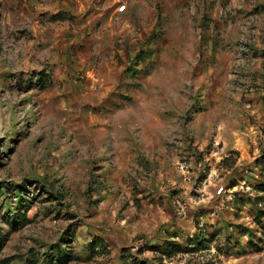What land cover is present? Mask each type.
<instances>
[{
  "label": "rangeland",
  "instance_id": "1",
  "mask_svg": "<svg viewBox=\"0 0 264 264\" xmlns=\"http://www.w3.org/2000/svg\"><path fill=\"white\" fill-rule=\"evenodd\" d=\"M263 187L264 0H0V264H264Z\"/></svg>",
  "mask_w": 264,
  "mask_h": 264
},
{
  "label": "trees",
  "instance_id": "2",
  "mask_svg": "<svg viewBox=\"0 0 264 264\" xmlns=\"http://www.w3.org/2000/svg\"><path fill=\"white\" fill-rule=\"evenodd\" d=\"M262 190L264 191V187L262 188ZM6 241V237L3 236L1 233H0V251L2 250L3 246H4V243ZM204 241V240H203ZM174 252L172 251L171 254H173ZM126 264V263H124Z\"/></svg>",
  "mask_w": 264,
  "mask_h": 264
},
{
  "label": "built area",
  "instance_id": "3",
  "mask_svg": "<svg viewBox=\"0 0 264 264\" xmlns=\"http://www.w3.org/2000/svg\"><path fill=\"white\" fill-rule=\"evenodd\" d=\"M126 8H127L126 5H125V4H122V5H120L119 8H118V12H119V13H122V12H124V11L126 10Z\"/></svg>",
  "mask_w": 264,
  "mask_h": 264
},
{
  "label": "crops",
  "instance_id": "4",
  "mask_svg": "<svg viewBox=\"0 0 264 264\" xmlns=\"http://www.w3.org/2000/svg\"><path fill=\"white\" fill-rule=\"evenodd\" d=\"M123 4H124V3H123ZM121 5H122V4H121ZM125 5H126V4H125ZM119 6H120V5H119ZM126 7H127V6H126ZM118 8H119V7H118ZM118 8H117V11H118ZM126 10H127V8H126ZM126 10H125V11H126ZM125 11H124V12H125ZM122 13H123V12H122Z\"/></svg>",
  "mask_w": 264,
  "mask_h": 264
}]
</instances>
